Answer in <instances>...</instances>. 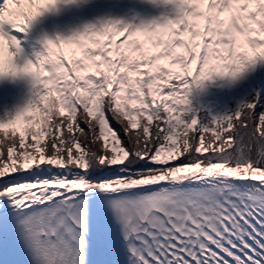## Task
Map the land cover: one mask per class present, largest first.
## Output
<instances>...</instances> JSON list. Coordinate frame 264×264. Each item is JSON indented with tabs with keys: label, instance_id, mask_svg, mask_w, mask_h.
Segmentation results:
<instances>
[{
	"label": "snow or ice",
	"instance_id": "1",
	"mask_svg": "<svg viewBox=\"0 0 264 264\" xmlns=\"http://www.w3.org/2000/svg\"><path fill=\"white\" fill-rule=\"evenodd\" d=\"M108 2L32 57L96 0L0 5V84L29 85L0 119V258L264 264V0Z\"/></svg>",
	"mask_w": 264,
	"mask_h": 264
},
{
	"label": "rangeland",
	"instance_id": "2",
	"mask_svg": "<svg viewBox=\"0 0 264 264\" xmlns=\"http://www.w3.org/2000/svg\"><path fill=\"white\" fill-rule=\"evenodd\" d=\"M104 4H106L105 7L103 6ZM84 9L86 10V13H88L91 17L90 19H87V21L89 20L93 21L97 17L107 14L109 11L116 12L117 14H125V10L123 8L113 7L108 2V0H105V2L97 4V5L96 3L92 4ZM144 12H153V10L151 9V11H149V9H144ZM85 15L89 17L87 14ZM82 23H83V20L80 19L78 10L64 11L58 16H50V17L44 18L34 27L30 35L27 37V40L23 45L25 48L26 54L29 57H32L34 51L40 50V47H38L37 49H34L35 44L31 43L32 42L31 38L39 39L44 32H47L49 34H54L55 31L57 30L67 32L69 29L78 27ZM10 85L11 84L9 81H5L4 83L0 84V86H3L6 90L9 87H11ZM28 86H29L28 83L25 81L16 82V87L13 91V94H16L19 97L28 99V96H29Z\"/></svg>",
	"mask_w": 264,
	"mask_h": 264
},
{
	"label": "trees",
	"instance_id": "3",
	"mask_svg": "<svg viewBox=\"0 0 264 264\" xmlns=\"http://www.w3.org/2000/svg\"><path fill=\"white\" fill-rule=\"evenodd\" d=\"M241 93L242 90H238L234 93L223 91L218 93V96L222 103H227L231 107L234 104L233 98H238ZM26 100L27 98L19 97L15 94L0 91V119L6 118L9 113L14 112L16 107L22 106L26 102Z\"/></svg>",
	"mask_w": 264,
	"mask_h": 264
},
{
	"label": "bare ground",
	"instance_id": "4",
	"mask_svg": "<svg viewBox=\"0 0 264 264\" xmlns=\"http://www.w3.org/2000/svg\"><path fill=\"white\" fill-rule=\"evenodd\" d=\"M103 6L105 7L106 4H104ZM85 14H87L89 17H87ZM79 17H80V19L83 20V22H86L87 19H90L91 18L90 15L88 13H86V10L85 9L84 10H79Z\"/></svg>",
	"mask_w": 264,
	"mask_h": 264
}]
</instances>
